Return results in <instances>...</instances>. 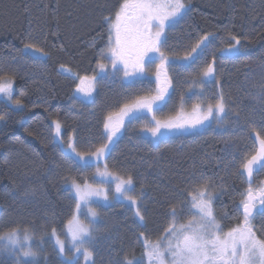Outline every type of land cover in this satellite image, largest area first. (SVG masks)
Instances as JSON below:
<instances>
[{
	"label": "trees",
	"instance_id": "16d2710c",
	"mask_svg": "<svg viewBox=\"0 0 264 264\" xmlns=\"http://www.w3.org/2000/svg\"><path fill=\"white\" fill-rule=\"evenodd\" d=\"M182 1L186 14L165 30L160 44L169 62L160 55L154 61L166 68L171 82V94L157 114H174L180 103L185 108L215 104L223 94L228 115L156 143L143 135L139 118L132 119L100 161L86 155L74 163L67 139L82 154L94 152L107 143L104 123L111 115L154 92L149 78L130 84L114 78L96 83L89 104L74 93V78L93 75L105 60L100 53L109 46V25L122 0H0V79L13 82L11 98H0V235L18 228L21 236L27 229L35 264H59L51 229L63 233L75 212L72 181L91 184L98 168L124 179L133 176L129 194L144 216L140 233L148 238L152 232L154 239L172 223L171 205L177 207L178 227L192 218L193 198L198 202L206 188L223 225L236 219V205L249 187L264 182V168L249 185L242 167L259 149L257 137L264 139V0ZM205 36L206 46L184 61ZM236 40L238 53H225ZM26 44L44 55L25 50ZM208 64L214 65L213 78L201 83ZM53 121L62 126V142L53 139ZM193 173L196 178L190 179ZM33 191L35 196L27 194ZM120 201L101 207L94 226V252H102L97 256L101 264L138 251L135 206ZM23 250L0 252V264H15ZM21 261L32 264V258Z\"/></svg>",
	"mask_w": 264,
	"mask_h": 264
},
{
	"label": "snow or ice",
	"instance_id": "6c2138e0",
	"mask_svg": "<svg viewBox=\"0 0 264 264\" xmlns=\"http://www.w3.org/2000/svg\"><path fill=\"white\" fill-rule=\"evenodd\" d=\"M185 5L181 0H122L118 10L115 13V22L110 24L108 49L107 54L101 50V57L111 59L114 69L118 64H122L125 77L144 75L145 57L148 53L159 52L160 59L164 63L169 60L160 52L159 45L162 42V34L165 26L169 21L175 20L184 10ZM111 20V17H105V22ZM153 28L157 30L153 32ZM113 32L115 41L113 43ZM235 39V37H233ZM208 36L202 37L200 41L192 48L191 52L185 56L184 61L192 58L193 54L199 53L206 46ZM240 41L236 40V45L228 48V52L239 51L238 45ZM136 50V54H132V50ZM25 50H31L37 54L44 55L42 49L33 44H26ZM101 71L105 69L104 63H98ZM132 69L131 71L129 69ZM62 70L64 66H61ZM118 70V69H117ZM214 65L208 64L203 71L201 83H204L209 78H213ZM97 77H92L95 80ZM156 79L159 83L160 72L157 71ZM219 83V82H218ZM13 82L8 80L5 82L0 79V94L7 96L9 99L12 95ZM264 92V85L261 86ZM82 91V89H78ZM167 87L161 88L160 94L151 97H138L135 102L125 104L121 109L124 115L135 118V114L140 110L153 112L155 105L164 99V94ZM16 105L21 104V100L15 101ZM193 111L200 113L194 120L177 122L171 120H157L153 117L154 126L146 129L153 137L163 135L166 132L183 131L186 128H195L202 125L205 121L215 117L218 121L224 119L228 115V105L221 94L215 104H208L206 111L201 105L194 106ZM4 117L0 116V120ZM110 119V118H109ZM238 119V117H237ZM55 125L56 135L61 133V124L58 121H53ZM104 128L107 132L108 143L98 147L94 152L82 154L76 150L71 138L68 143V150L73 154L75 160L84 161L87 156L94 157L99 161L104 157L109 149L113 138L119 131L118 128H110L108 122L104 123ZM259 141V149L255 155L242 165L244 172L249 178L251 185L254 172L264 168V139L257 137ZM72 159V156L69 157ZM243 175V173H240ZM99 175H113L108 172L107 167L104 172ZM196 178V173L190 176ZM118 183L116 184V192L129 200L132 205L137 206L136 215L140 221H144V216L141 214L138 201L135 197L129 196L126 193L134 184V179L131 174L127 175L126 179L117 176ZM264 184V182H262ZM71 188L75 191L76 196V212L72 219L67 224V234L70 237L71 248L75 251L72 255H65L66 241L61 240L55 227L51 229V236L56 239V246L59 249V255L63 258L62 264H79V255L83 254L85 264H95L94 246L96 237L94 236L95 223L100 220L99 214L95 209H88L90 219L87 223H83L79 219V212L82 207L89 203L92 195H99V190H93L90 185L82 187L75 180L72 181ZM35 196V192L27 193ZM259 198L260 207H257L256 200ZM107 200V196H104ZM215 197L212 192L206 188L201 191L200 198L196 202L193 198L192 207L197 210L194 213V219L189 220L186 224H180L177 227L176 218L178 211L176 205H171L167 213L172 218V223L164 229L165 236L161 237L156 243H152L145 239V253L148 264H264V239L257 236L252 227V220L257 213L264 214V187L259 188L255 193L249 187L247 196L241 201L240 205L236 206V212L240 214L242 208L243 219L236 227L231 228L228 232L222 233L221 224L218 223L215 215L213 201ZM184 203L180 204L181 212L184 210ZM198 216V218H196ZM19 229L13 228L11 231L0 235V252H8L10 255H16L17 248L25 249L20 255L16 256L15 264H22L21 256L24 258H32V264H35L37 253L31 250V245L25 248V245L19 243ZM47 235V233H45ZM143 235V233H141ZM31 237L25 229V240H30ZM166 241V243H165ZM170 257V259H169ZM112 264H142L135 258L123 260H114Z\"/></svg>",
	"mask_w": 264,
	"mask_h": 264
},
{
	"label": "rangeland",
	"instance_id": "374dc122",
	"mask_svg": "<svg viewBox=\"0 0 264 264\" xmlns=\"http://www.w3.org/2000/svg\"><path fill=\"white\" fill-rule=\"evenodd\" d=\"M181 2L185 5L184 10L182 11V13L173 21H169L166 26H165V30L171 26L172 24H175L183 15H185V11H186V4L181 0ZM115 22V17L111 20V23ZM110 27V25H109ZM157 29L153 28V32H155ZM164 30V32H165ZM113 43L115 41V35L113 32ZM164 33L162 34V38H163ZM161 38V39H162ZM109 47V46H108ZM161 46L159 45V49L161 52ZM108 49V48H107ZM225 53L228 54H233L236 52H228L225 51ZM106 54H107V50H106ZM132 54L135 55L136 54V50L133 49L132 50ZM158 55L159 52L156 53H148V55L145 57V63H144V70H145V74L144 75H136V76H130V77H125L124 75V68L122 64H118L117 68L114 69L111 63V59H105L104 61H102L101 63L105 64V69L103 71H101L99 69V67L97 66L96 71L94 72L93 75L90 76H82V77H76L74 78L75 80V87H74V93L75 95L82 100L85 103H91L94 99L95 93H96V83L100 80H109V79H114L117 78V80H121L124 83H128L130 84L131 82H134L136 80H141V79H150V81L153 83L154 85V92L147 96V97H151V96H156L158 94H160L161 88L167 87V91L164 94V99L159 101L156 105H155V110L153 112H147V110H140L139 112H137L135 114V118H131L130 116L124 115L121 112V109L124 107H121L120 109H118L116 112L113 113V115H111L110 119L107 120L110 128H118L119 131L116 133V136L113 138V141L109 147V149L106 151V153L110 150L111 146L114 144V142L116 141V139L121 135L124 127H125V123H127V121H130L132 119H137V121L139 123H141V131L143 133V135L150 139L152 142L156 143L158 141L159 138L165 136V135H177V134H191L194 132H197L198 130H201L202 128L209 126L212 123L217 122L218 120L215 117L210 118L209 120L205 121L202 125H199L195 128H186L183 131H173V132H166L163 135H159L157 137H153L151 135V133L149 131H146V129L153 127L154 126V120L153 117H155V119L157 120H171V121H177V122H184V121H188V120H194L198 115H200V113H195L193 111L194 106L192 107H188L185 108L183 103H180L179 105V109L177 110V112H175L174 114L172 113L169 116L166 117H160L158 116L157 112L159 111V109H161L163 107V105L166 104L169 95L171 94V82H170V78L168 76L167 70L164 66L162 65H158V62H154L158 59ZM149 62V63H148ZM118 69V70H117ZM130 71L132 70L131 68L129 69ZM157 71L160 72V81L159 83L157 82L156 79V73ZM63 74H68L67 71H63ZM92 77H97L95 80H92ZM5 82H7L8 80L3 79ZM78 89H82V91H78ZM0 98L4 99V100H9V98L7 96H4L2 94H0ZM135 102V100H133L132 102H130L129 104ZM202 109H204L206 111L207 106H202ZM158 110V111H157ZM156 112V113H155ZM112 119V120H111ZM221 121V120H219ZM54 124V123H53ZM52 134H53V139L57 142L61 141V136H57L56 135V131H55V125H53L52 127ZM61 134V133H60ZM70 139H67V141H69ZM69 143V142H67ZM107 143H108V139H107ZM91 158V157H90ZM93 162H97V160L92 157L91 159ZM100 161V160H99ZM105 169L103 168H98L95 171V182H92L91 184H80L82 187H85L86 185H90L91 188L93 190H99V195H92L89 199V203L82 207L80 212H79V219L81 222L83 223H87L88 220L90 219V217L88 216V209L92 208L95 209V211L100 214V210L101 207H107L108 205L112 206L114 203L116 202H121L120 200H125V198L121 195H119L116 192V184L119 182L117 179L116 175H105V176H101L99 175L100 172H104ZM109 172V171H108ZM94 178V177H93ZM124 179V178H123ZM72 193L75 197L76 200V196H75V191L71 188ZM130 191V190H129ZM128 193H126L127 195L131 196ZM107 196V200L104 199V196ZM128 205L134 206L131 204V202L129 200L126 201ZM77 203V201H76ZM194 210H192L191 212L197 213V210L195 208H192ZM192 214V215H193ZM77 215L76 212V207H75V212L73 214ZM72 216V217H73ZM198 218V216L196 217ZM72 219V218H71ZM194 219V216H192V218L190 220ZM189 221V220H188ZM61 240H65L66 241V250H73L74 249L71 248V243H70V237L67 234V226L64 229L63 233H61L59 235ZM19 243L25 245V248H27L28 245H30L29 240H25V235H19ZM54 245L56 246V239L54 237ZM97 244L95 242V246H94V251L97 249ZM20 249L19 247L17 248V250ZM25 250V249H24ZM56 250L59 253V249L56 246ZM57 253V254H58ZM22 259L24 260H28V258H24L23 256H21Z\"/></svg>",
	"mask_w": 264,
	"mask_h": 264
},
{
	"label": "flooded vegetation",
	"instance_id": "af4514ba",
	"mask_svg": "<svg viewBox=\"0 0 264 264\" xmlns=\"http://www.w3.org/2000/svg\"><path fill=\"white\" fill-rule=\"evenodd\" d=\"M254 177H255V172H254V175L252 177L251 183L253 182ZM248 180H249V178H248ZM261 187H264V184H262ZM251 188L253 190V193H255L259 189V188H254V187H251ZM256 204H257V207H260L259 198H257ZM237 205H240V203ZM133 211H134L133 219L135 220L136 226L139 228V233L137 234V241H135V245L138 246V251H136V250L132 251L133 255H130L128 257V259L135 258L138 261H142V264H148L147 256L144 255V253H145V246H144L145 245V239H147L148 241H150L152 243H156L161 237L165 236V232H163V234L158 239H156V238L154 239L155 235L152 232L148 233V235H149L148 238H146L144 234L141 235L140 232H143V229H145L144 221L141 222L140 218L136 215V212H137L136 206L133 208ZM235 215H236V219H233L231 221H225V223L223 225L221 224V228H222L221 234L228 232L231 228L236 227L238 225V223L242 221V219H243L242 208H241L240 214H238L236 212ZM186 223H188V219L184 220V222L181 224H186ZM168 227H169V225H168ZM252 227H253L254 231L256 232L257 236L261 239H264V214L257 213L255 215L254 219L252 220ZM165 243H166V241H165ZM73 252H74L73 250H66L65 255H72ZM101 253L102 252H97V253L94 252L95 264H101L100 260L97 257ZM104 254L109 255V253H104ZM59 259H60L59 264H62L63 258L60 255H59ZM169 259H170V257H169ZM79 264H85V258L83 256V254L79 255Z\"/></svg>",
	"mask_w": 264,
	"mask_h": 264
}]
</instances>
